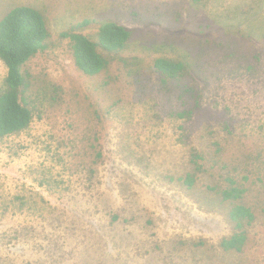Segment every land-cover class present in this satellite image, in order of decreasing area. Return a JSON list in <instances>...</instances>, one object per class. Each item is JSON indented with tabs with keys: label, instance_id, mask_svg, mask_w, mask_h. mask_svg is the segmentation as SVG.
I'll list each match as a JSON object with an SVG mask.
<instances>
[{
	"label": "rangeland",
	"instance_id": "obj_1",
	"mask_svg": "<svg viewBox=\"0 0 264 264\" xmlns=\"http://www.w3.org/2000/svg\"><path fill=\"white\" fill-rule=\"evenodd\" d=\"M16 6L49 39L24 66L32 121L0 140V264H264V212L250 250L226 254L224 217L170 181L214 142L222 161L264 168V0H0V20ZM105 22L130 37L87 77L63 34L96 40ZM157 58L186 65L180 88L162 90Z\"/></svg>",
	"mask_w": 264,
	"mask_h": 264
},
{
	"label": "trees",
	"instance_id": "obj_2",
	"mask_svg": "<svg viewBox=\"0 0 264 264\" xmlns=\"http://www.w3.org/2000/svg\"><path fill=\"white\" fill-rule=\"evenodd\" d=\"M63 36L69 39L71 56L77 70L87 77H94L105 73L110 65L103 53L123 50L130 31L114 22H105L98 28L96 40L73 31ZM48 39L49 31L44 17L32 7H13L0 20V61L7 70L4 90L0 94V140L22 132L32 121V112L25 97L31 83L24 66L46 50ZM153 67L159 75L164 92L175 91V86L180 88V82L187 78L183 62L157 58ZM189 92L190 89L184 85L178 95L189 102ZM190 114L189 110H183L177 112L176 117L185 120ZM180 129L185 130L184 127ZM182 136L186 140L185 135ZM212 146L213 151L207 150L205 153L192 148L183 172L170 181H176L177 187L190 199L197 203L206 202V211L217 212L224 217L229 226V234L222 237L215 247L226 254L241 255L253 246L252 230L258 213L264 212L262 158L254 157L256 163H249L257 171L254 174L237 164L222 161L219 143L214 142ZM90 172L93 174L92 170ZM199 187L203 188V192L200 197H196L195 191ZM203 244L201 241L193 243L195 247ZM215 247L209 245L208 248L213 250Z\"/></svg>",
	"mask_w": 264,
	"mask_h": 264
}]
</instances>
